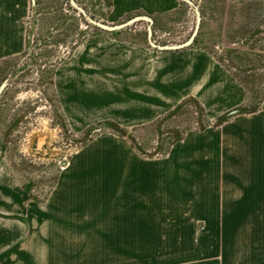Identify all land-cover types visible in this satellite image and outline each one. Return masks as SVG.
Here are the masks:
<instances>
[{
	"label": "rangeland",
	"instance_id": "374dc122",
	"mask_svg": "<svg viewBox=\"0 0 264 264\" xmlns=\"http://www.w3.org/2000/svg\"><path fill=\"white\" fill-rule=\"evenodd\" d=\"M133 3L0 0V264H264V0Z\"/></svg>",
	"mask_w": 264,
	"mask_h": 264
},
{
	"label": "crops",
	"instance_id": "0c3cea01",
	"mask_svg": "<svg viewBox=\"0 0 264 264\" xmlns=\"http://www.w3.org/2000/svg\"><path fill=\"white\" fill-rule=\"evenodd\" d=\"M139 2L142 8L146 9L148 14H152L157 20L156 17L161 15L171 13L178 8H180L181 4L179 0H136ZM113 4L115 7V11L113 13V18L110 22L118 21L121 17L128 15L135 9L133 0H113ZM6 10L3 4H0V39H6V34H8V30L6 28ZM4 43H0V65L3 64V61L6 58V54L4 50ZM2 50V51H1Z\"/></svg>",
	"mask_w": 264,
	"mask_h": 264
},
{
	"label": "water",
	"instance_id": "95a60500",
	"mask_svg": "<svg viewBox=\"0 0 264 264\" xmlns=\"http://www.w3.org/2000/svg\"><path fill=\"white\" fill-rule=\"evenodd\" d=\"M186 1H189V0H186ZM139 19H145L147 21L152 22V18L150 16H148V15H141V16H136V17L132 18L131 20H129L128 22H126L124 24H121V25H118V26H109V25L103 24L101 22H95V23L97 25L105 28V29H115V28H118V27H123L124 25H127V24H129L131 22H135V21H137ZM199 26H200V21H198L197 27H196V29H195V31L193 33V36L191 37V39L189 41H187V42H185L183 44L166 45L165 48H167V49H176V48H181V47H184V46L189 45L194 40V38L196 37V35H197L198 31H199ZM149 35L150 36L152 35V29L151 28H149ZM0 94H1V91H0Z\"/></svg>",
	"mask_w": 264,
	"mask_h": 264
}]
</instances>
